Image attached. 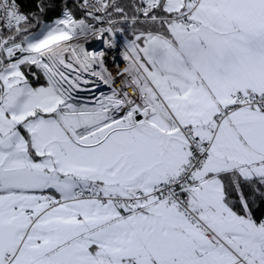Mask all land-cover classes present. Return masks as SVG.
<instances>
[{
  "label": "snow or ice",
  "instance_id": "obj_1",
  "mask_svg": "<svg viewBox=\"0 0 264 264\" xmlns=\"http://www.w3.org/2000/svg\"><path fill=\"white\" fill-rule=\"evenodd\" d=\"M0 264H264V0H0Z\"/></svg>",
  "mask_w": 264,
  "mask_h": 264
}]
</instances>
